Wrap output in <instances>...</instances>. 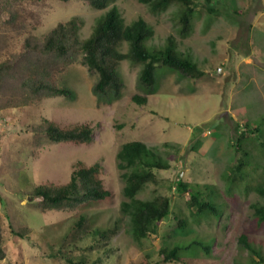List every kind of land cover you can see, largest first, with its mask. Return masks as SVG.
Listing matches in <instances>:
<instances>
[{
  "label": "rangeland",
  "instance_id": "374dc122",
  "mask_svg": "<svg viewBox=\"0 0 264 264\" xmlns=\"http://www.w3.org/2000/svg\"><path fill=\"white\" fill-rule=\"evenodd\" d=\"M114 5L127 24L141 18L153 27L152 49L163 48L173 36L177 50L206 77L192 80L159 68L157 86L146 89L139 84L142 65L124 61L118 69L122 90L101 96L94 92L99 74L80 58L55 71L59 85L72 89L71 96L25 105L20 83L0 78V241L6 253L0 264H166L161 248L178 245L179 261L168 264H264V223L258 225L252 208L264 204L256 191L264 184V0L198 1L192 32L185 38L179 35L178 5L157 14L136 0ZM14 8L12 18L0 14V64L20 57L26 39L42 40L73 17L82 20L80 38L88 39L108 10L77 0H18ZM135 95L147 97L148 104L134 103ZM46 120L63 126L89 123L92 143L53 144L44 133ZM241 134L250 164L245 178L237 179L233 170L243 156L237 152ZM131 141L143 142L170 165L155 170L157 183L147 185L139 198L168 196L173 212L189 222L186 233L174 231L169 218L158 234L142 242L133 238L121 211L125 180L117 166L119 151ZM77 162L99 163L111 196L75 211H42L31 191L46 183L67 184ZM178 182L189 193L200 191L222 216L195 215ZM81 217L86 223L78 227ZM22 227L30 231L23 239L16 234ZM107 230L116 232L106 242L98 234ZM243 234L262 262L240 246Z\"/></svg>",
  "mask_w": 264,
  "mask_h": 264
},
{
  "label": "trees",
  "instance_id": "16d2710c",
  "mask_svg": "<svg viewBox=\"0 0 264 264\" xmlns=\"http://www.w3.org/2000/svg\"><path fill=\"white\" fill-rule=\"evenodd\" d=\"M18 0H0V14L11 18L15 16V4ZM67 3L72 0H60ZM96 10H107L103 17L94 26L88 39L80 38L82 20L73 17L66 22H60L42 40L26 39L25 52L18 58L0 64V78L5 81L14 80L20 83L26 91L25 102H32L43 98L69 97L72 89L60 86L55 71L66 65H71L81 58V62L90 70L99 74V80L94 92L105 96L119 94L123 88V80L118 69L124 61L134 65H142L139 74L140 86L151 89L157 86V70L168 68L192 80L206 77V73L189 56L177 50V41L169 36L163 48L152 49L149 41L154 38L155 31L144 19H138L127 24L119 8L114 5L117 0H77ZM147 5L154 13L166 11L172 5H178L179 35L182 38L191 34L194 17L197 12V2L210 4L212 0H136ZM124 45L128 46L126 52ZM132 101L140 106L148 104V98L140 95L133 96ZM248 129V128H247ZM258 132L259 129H254ZM250 132V130L248 129ZM247 131V132H248ZM252 131V130H251ZM94 129L89 123L63 126L54 121L46 120L44 133L53 144H90L93 140ZM243 133V132H242ZM244 136L237 139V152L243 153L233 170L237 179L246 174L250 164L245 158L248 154L242 151ZM241 143V144H240ZM264 147V142H261ZM118 169L123 171L125 180L124 196L126 201L121 205L122 213L130 220L133 238L142 242L152 235L158 234L159 226L165 220L171 219L173 230L186 233L189 228L187 219L179 217L173 212L172 202L168 196H158L152 200H142L139 195L147 185L157 183L155 170H167L170 165L165 162L153 149L140 141H131L123 145L117 155ZM102 167L99 163L91 166L83 162L73 165L70 181L67 184L56 185L46 183L35 187L31 195L39 199L38 205L46 211H75L82 206L102 202L111 196L105 187L101 176ZM245 176V175H244ZM243 176V178H245ZM235 179V180H237ZM180 193H188V206L198 216H222V212L210 200L205 199L199 191L189 193V187L177 183ZM258 194L264 198V184L256 188ZM254 216L258 225L264 223V204H253ZM169 219V220H170ZM86 223L81 217L77 226ZM115 230H107L98 234L106 242L111 239ZM30 231L22 227L16 234L22 239ZM239 243L249 252L250 256L262 262L260 252L249 241L246 234L241 235ZM199 243H194L196 245ZM190 246H185L189 249ZM210 252L209 247H204ZM182 248L178 245L173 248L162 247L160 250L163 262L179 261ZM6 256L5 249L0 241V261ZM71 264H78L69 261ZM257 262V263H258ZM151 264V263H146Z\"/></svg>",
  "mask_w": 264,
  "mask_h": 264
}]
</instances>
